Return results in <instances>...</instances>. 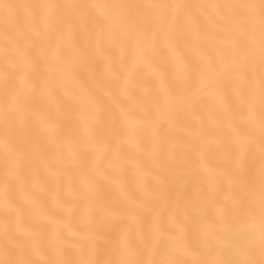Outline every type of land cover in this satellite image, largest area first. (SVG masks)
Segmentation results:
<instances>
[{"label":"snow or ice","instance_id":"snow-or-ice-1","mask_svg":"<svg viewBox=\"0 0 264 264\" xmlns=\"http://www.w3.org/2000/svg\"><path fill=\"white\" fill-rule=\"evenodd\" d=\"M0 215V264H264V0H0Z\"/></svg>","mask_w":264,"mask_h":264},{"label":"bare ground","instance_id":"bare-ground-1","mask_svg":"<svg viewBox=\"0 0 264 264\" xmlns=\"http://www.w3.org/2000/svg\"><path fill=\"white\" fill-rule=\"evenodd\" d=\"M6 2H12V3H16V2H28V0H6ZM61 2H63V0H61ZM69 2H71V0H69ZM109 2H111V0H109ZM142 2H151V0H142ZM192 2H197V3H201V2H206V3H212V2H216V0H192ZM101 87H103V84H101ZM51 206V204H50ZM3 221V216L0 215V223H2ZM109 255V253H105V258H107V256Z\"/></svg>","mask_w":264,"mask_h":264}]
</instances>
